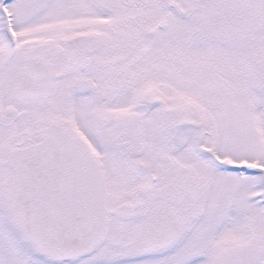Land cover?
I'll use <instances>...</instances> for the list:
<instances>
[{"label":"snow or ice","instance_id":"snow-or-ice-1","mask_svg":"<svg viewBox=\"0 0 264 264\" xmlns=\"http://www.w3.org/2000/svg\"><path fill=\"white\" fill-rule=\"evenodd\" d=\"M0 264H264V0H0Z\"/></svg>","mask_w":264,"mask_h":264}]
</instances>
